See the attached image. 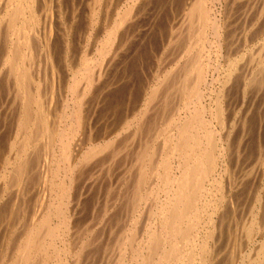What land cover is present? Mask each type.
Instances as JSON below:
<instances>
[{
  "label": "bare ground",
  "instance_id": "1",
  "mask_svg": "<svg viewBox=\"0 0 264 264\" xmlns=\"http://www.w3.org/2000/svg\"><path fill=\"white\" fill-rule=\"evenodd\" d=\"M262 15L0 0V264H264Z\"/></svg>",
  "mask_w": 264,
  "mask_h": 264
},
{
  "label": "rangeland",
  "instance_id": "2",
  "mask_svg": "<svg viewBox=\"0 0 264 264\" xmlns=\"http://www.w3.org/2000/svg\"><path fill=\"white\" fill-rule=\"evenodd\" d=\"M164 6H165V5H164ZM176 6H177V5H176ZM176 6H175V8H176ZM170 7H171V6H170ZM164 10H166V8H164L163 11H164ZM171 10H172V9H171ZM161 13H162V12H161ZM162 14H163V13H162ZM178 15L180 16V13H179V14L177 13V14H176V17H179ZM175 20H176V19H175ZM175 20H171L170 23H172V24L177 23L178 21H177V20L175 21ZM174 21H175V22H174ZM263 22H264V15H262V17L260 18L259 22L256 24V28L261 27L262 24H263ZM168 23H169V22H168ZM258 24H259V25H258ZM257 25H258V26H257ZM163 33H164V32H163ZM259 36H260V38H259ZM162 38L164 39V37H159V38L157 37L156 41H154V42L152 43V45L155 46V47L153 46L154 48L150 45L153 49H155L154 52L156 51V48H158V50H159L160 47H159L158 44H159V43H160V45L162 44ZM263 39H264V32H263V35L259 33L257 39H256V40L254 39V41L247 43L246 46L243 47V48H244L243 50H244V51H248V50H250V49L252 50V49L255 48L254 51H256V49H258L259 46H260V45H259V44H260L259 42H260L261 40H263ZM157 40H159V42H158ZM156 43H158V44L156 45ZM255 44H256V45H255ZM257 45H258V46H257ZM150 46L147 45V46L145 47V48L147 49V51H146V49L144 50L146 53L143 51V52L146 54V56H147L148 53L150 54V51H151V50H153V49L150 48ZM247 46H249V48H245V47H247ZM147 47H148V48H147ZM256 47H257V48H256ZM149 50H150V51H149ZM143 52H142L143 61H144V62H148V61H150V60L152 59L153 56L151 57V54H150V56H149V54H148V57H146V56L143 54ZM147 52H148V53H147ZM151 53H152V51H151ZM167 53H168V52H167ZM167 53H165V55H167V56L170 55V56H171V54H172V50L169 51L170 54H167ZM152 55H153V54H152ZM165 55H163V56L165 57ZM173 55H177L176 50L173 52ZM163 56H162V58H163ZM167 56H166V57H167ZM145 58H146V59H145ZM167 58H168V57H167ZM149 59H150V60H149ZM163 59H164V58H163ZM167 62H169V61H167ZM164 66H166V64H164ZM257 99H258V98H257ZM258 100H259V99H258ZM257 102H259V101H257ZM254 128H255V129H254ZM257 128H258V129H257ZM251 129H252V130H251ZM251 129H250V132H252V134L254 135V136H253V135H252V136H253L254 138L259 137V136L261 137V135H262V137H263V136H264V131H263V129H264V121H263L261 127H259V126H258V127H257V126L255 127V126H254V127H251ZM253 129H254V130H253ZM260 129H262V130H260ZM259 130H260V132H259ZM254 131H256V132H254ZM261 131H262V132H261ZM257 133H258V134H257ZM250 160H251V159H249L248 162H249ZM253 163L256 164L255 161H254ZM251 165H252V163L247 164L246 168H247V169H248V168L250 169ZM257 167H258V165L256 164V166H254L252 172L249 171V174H250L249 177H251V178H255V177H257V174L255 173ZM254 169H255V170H254ZM250 172H251L253 175H251ZM255 174H256V175H255ZM258 178H259V175H258ZM257 180H258V179H257ZM253 187H256V185H254ZM238 215H239V213H238ZM238 218H239V216H238ZM221 241H222V242H225L226 239H224V240L222 239ZM220 248H221L220 250L222 251V253H223V257H224V255H226V252H227V251L225 250V244H222V245L220 246ZM221 257H222V256H221Z\"/></svg>",
  "mask_w": 264,
  "mask_h": 264
}]
</instances>
